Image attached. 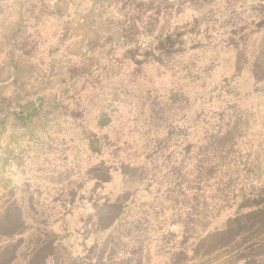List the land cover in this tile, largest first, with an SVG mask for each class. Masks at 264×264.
<instances>
[{"label":"trees","instance_id":"trees-1","mask_svg":"<svg viewBox=\"0 0 264 264\" xmlns=\"http://www.w3.org/2000/svg\"><path fill=\"white\" fill-rule=\"evenodd\" d=\"M228 1L0 0L11 11L3 7L0 12L7 23L0 29V127L10 118L21 128L42 125L36 146L49 158L41 162L54 157L62 165L70 151L54 152L58 139L75 132L87 137L81 148L86 149L80 161L84 168L69 166L86 191L94 188L100 195L91 215L92 236L86 250L75 254L78 264H219L221 250L233 241L229 235H247L264 225V202H254L264 199V159L250 154L258 147L260 131L248 127L258 125L257 130L264 123V109L249 113L237 89H230L226 95L236 108L228 106L218 118L199 123L196 130L203 124L206 129L197 130L194 139L197 132L190 122L203 112H181L189 105L183 103L192 101L190 92L176 83L174 95L167 96L160 87L167 72L160 57L200 53V48L239 35L229 28L230 18L224 24L220 19L227 7L220 5ZM254 6L262 15L264 1ZM251 25L243 28L250 31ZM248 60L234 68L242 63L249 68L258 86L254 95L264 106V67ZM231 77L239 83L242 74ZM56 112L58 117L49 116ZM179 118L192 135L180 137ZM64 124L72 129L63 130ZM115 176L120 179L116 188ZM59 185L60 194L49 204L33 206L46 224L39 229L41 241L24 256L25 264H61L65 255L68 264L73 262L64 240L44 234L52 222L62 224L73 216L64 207L77 188ZM21 210L9 203L0 211L2 264L5 258L15 260V250L25 243L22 235L29 229L24 218H30L31 210ZM231 210L233 215L220 216ZM222 217L223 223L213 228ZM239 223L246 232H238ZM262 247L240 251L229 264H263L259 253L250 252ZM63 249L70 253L61 255Z\"/></svg>","mask_w":264,"mask_h":264},{"label":"rangeland","instance_id":"rangeland-1","mask_svg":"<svg viewBox=\"0 0 264 264\" xmlns=\"http://www.w3.org/2000/svg\"><path fill=\"white\" fill-rule=\"evenodd\" d=\"M166 1L171 3L176 0ZM254 1L258 0H232L228 1L225 5H220L221 8L227 6L226 9L223 10L220 19L223 22V20L226 21V18H230L231 22L234 23L230 25L229 28L232 26L234 28L232 29L233 33L239 34L238 36L231 35L228 37L226 44H216L212 46V48H200V53L187 52V50H185L179 54L180 56L170 55L171 58L167 56L160 57L162 63L165 65V70H163L167 71L166 79L160 85L161 88L164 87V94L173 96L174 94L170 95V93H173V88L171 86H175L176 88V83H178L186 92H190L189 95L192 96L193 101H191L192 103L190 100L184 102V105H189L183 108L181 112L186 113L187 111L188 115L194 112L198 113L199 110L203 112L202 115L196 116L195 119L190 122L195 134L197 130L201 132L206 129L205 124H203L202 127L196 130L195 128L199 123L207 119L211 120L218 118L219 114L229 111L230 107L228 108V106H233L232 102L234 99L226 95L230 89H237L235 92L240 93L242 96V98H240L241 102L249 109L246 110L249 111V113L261 114L260 112L264 109L262 100L257 98L258 95H254L258 90V86L252 82L250 75L247 73L246 70L249 68L243 65L244 63L234 68L235 63L237 64L238 62L239 64V60L247 59H249L248 61H259L260 66L264 67V8L261 10V12H263L261 13L262 15H260V10L257 11V8L254 6ZM0 6V12H2L3 7H5V9L8 8L6 12L8 14L11 13L8 7L9 3L3 2ZM4 17L6 18L5 15ZM251 23L253 24L251 25V30L246 31L243 27L246 25L249 26ZM4 24L7 23L3 21L0 15L1 30L6 27ZM236 26H238V29H236ZM194 45L199 44L194 43ZM145 62H147L146 64L153 63L151 60H145ZM151 69L153 68H147V71L150 72ZM143 71L145 72L146 68H144ZM239 74H242V78H239L240 82L237 83V81H233L234 78L231 76H238ZM171 76L175 78L173 79L174 81H172ZM165 83L167 84L165 85ZM235 108L236 107L233 106V109ZM58 115L59 113L56 112L49 116L58 117ZM66 118L74 122L73 119L69 117ZM10 120L12 121L10 124L0 127V211L9 203H16L19 210L24 206L30 207L31 215L29 219L26 217L24 218L26 220L25 226H27L29 231H27L25 235H22V239L25 241L24 245L15 250L17 258L15 260H8V258H5L4 260H7V262L3 264H25L23 260L24 256L28 257L27 253L34 249V245L37 241H41L38 235L39 229H41V231L43 230L46 219L44 220L43 215L35 211V207L33 209V206H46L52 201L51 199L53 196L59 195L57 184H61L59 185L62 186L59 187L60 189L65 188V186L77 188L78 193L74 191L71 194L74 201L71 199L72 203L70 202V205L67 204L64 207L70 210L73 216L68 217L62 224H60L59 221L58 224H56V221L52 222V229H47V232L44 234L47 238L58 241L60 239L64 240L67 248H71L69 251L74 255L72 256V264H78L79 260H77L75 254L86 250L83 246L87 244L85 242L88 236L93 232V227L90 225L92 220L91 215L93 214L95 201L100 195L99 191H93L94 188H90L86 191L83 185L84 181L73 177V171L70 170L69 166L73 164L79 168H84V165L80 161L83 160L86 149L84 148L83 151H81V148L86 144L84 140H87V137L84 135L85 137L82 138L75 132L74 135L67 139L65 137L58 139L59 146H57L54 152L59 151L61 154H64L70 151V158H67L66 164L62 165L58 163L54 157L52 158L53 162H51V160L41 162L42 158H49V155L44 151L45 149H40L36 146L38 143L37 138H40V136L38 137L35 134L37 131L41 130L43 126L36 124V126L34 125L35 127L26 126L21 128L22 125L14 123L13 118H10ZM249 120V117L246 116V122ZM61 121L65 120L62 118ZM177 122L180 124L178 126L180 137L189 136L191 133L189 129L190 125H186L183 119L180 118ZM248 127L250 130L260 131L256 132V135L260 133L257 135V144L259 148H252L250 154L257 159L258 157L264 159V123L257 130L255 126H250V124ZM61 128L67 131L72 129V127L66 126L65 124ZM192 134L193 133H191V135ZM251 135H255V133L252 132ZM194 139H198V132ZM252 139H254V137ZM70 143H72L73 147ZM46 149L50 150L51 148L47 147ZM72 157H77L79 160L72 162ZM53 172L57 173L56 177H54ZM74 173L75 172H73V174ZM54 179L56 180L54 181ZM113 182H115L116 188L120 179L115 176ZM86 186L88 188L90 184ZM58 199L63 200V198L60 197ZM256 201L264 202V199L260 197L254 200V202ZM48 210L50 211L49 208ZM24 213H28L27 209L24 210ZM234 213L235 211L232 210L228 212L224 211L222 213L223 215L220 216L228 217ZM224 220L225 218L222 217V219L215 223L213 228L222 224ZM250 221L252 226H254V221L252 222V219ZM241 223L236 227L238 232H243L244 230L246 232V225H241ZM206 225H212L211 221L207 220ZM90 236H92V234ZM231 236L233 235H229L233 241L231 244L225 245V248L221 250L224 253L223 259H221L222 261H218L219 264H229L231 262L230 260H232L230 258L235 257L240 251L250 248L252 245L256 246L259 243H263L262 249L259 251L252 249L250 252L259 253L256 257L258 255L262 256L260 259L264 264V225H262L257 232H250L247 235L243 234L241 236L234 235L235 237ZM91 245L92 244L88 243V247ZM60 246H63L62 243ZM235 248L240 250L238 251ZM51 250L50 248V251ZM69 251L63 249V254L61 253V255L70 253ZM63 258L64 260H60V263L66 264L67 261L68 264L69 261L66 255ZM46 264H49V262Z\"/></svg>","mask_w":264,"mask_h":264}]
</instances>
